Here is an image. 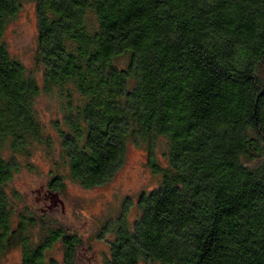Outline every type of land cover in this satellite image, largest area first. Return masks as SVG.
<instances>
[{
    "label": "trees",
    "instance_id": "1",
    "mask_svg": "<svg viewBox=\"0 0 264 264\" xmlns=\"http://www.w3.org/2000/svg\"><path fill=\"white\" fill-rule=\"evenodd\" d=\"M33 2L40 83L3 40L22 0H0V261L18 247L20 264H79L81 239L45 210L15 221L8 185L34 148L58 144L54 197L65 180L110 182L132 142L159 179L130 225L122 213L102 227L101 264H264V0ZM41 95L57 103L55 137ZM57 242L60 261L46 254Z\"/></svg>",
    "mask_w": 264,
    "mask_h": 264
},
{
    "label": "rangeland",
    "instance_id": "2",
    "mask_svg": "<svg viewBox=\"0 0 264 264\" xmlns=\"http://www.w3.org/2000/svg\"><path fill=\"white\" fill-rule=\"evenodd\" d=\"M3 40L9 53L19 59L25 68L34 71L40 83V71L35 63L36 50V16L33 0H22L18 14L5 26ZM38 118L45 132L55 137L51 122L59 116L58 106L54 99L41 95L36 100ZM154 148L155 158L159 165L164 164L162 157L164 141L157 139ZM57 142L54 143L51 154L43 148H34L28 159L21 160L19 170L14 173L8 185V191L13 192L11 198L17 215L28 212L41 219L48 228L62 227L76 234L81 239L78 248L79 264H101V258L107 252V244L97 239L103 231L105 223L118 219L123 213L125 222L131 224L136 216L134 200L142 190H150L158 182L146 166L148 157L144 143L129 142L126 148V158L116 176L108 183L98 187L84 189L78 184L65 180L64 191L52 197L45 195V187L50 181V173L57 161ZM64 175L66 172L61 169ZM131 200L133 204L124 210L123 203ZM48 207L51 209L49 210ZM101 231V232H100ZM33 242H38L41 232L31 231ZM106 237L110 238L109 235ZM47 257L61 260L60 243H54L46 252ZM0 264H20L19 248H12L4 254Z\"/></svg>",
    "mask_w": 264,
    "mask_h": 264
},
{
    "label": "flooded vegetation",
    "instance_id": "3",
    "mask_svg": "<svg viewBox=\"0 0 264 264\" xmlns=\"http://www.w3.org/2000/svg\"><path fill=\"white\" fill-rule=\"evenodd\" d=\"M45 195H46V193H45ZM49 209H51L50 207H48Z\"/></svg>",
    "mask_w": 264,
    "mask_h": 264
}]
</instances>
